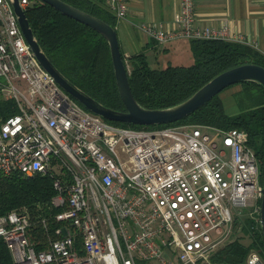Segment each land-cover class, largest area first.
<instances>
[{"label": "built area", "instance_id": "2783aa9c", "mask_svg": "<svg viewBox=\"0 0 264 264\" xmlns=\"http://www.w3.org/2000/svg\"><path fill=\"white\" fill-rule=\"evenodd\" d=\"M33 1L19 4L25 10ZM107 3L125 18L126 0ZM175 23L141 27L158 42L227 39L226 27L194 24L193 0H179ZM0 77V95L16 108L0 122V173L48 175L55 190L50 223L42 207L0 215L14 264H228L213 255L236 222L248 217L260 230L262 176L245 130L130 127L91 112L38 62L9 0H0ZM35 222L44 233L40 249L28 236ZM243 264L264 259L251 247Z\"/></svg>", "mask_w": 264, "mask_h": 264}, {"label": "trees", "instance_id": "16d2710c", "mask_svg": "<svg viewBox=\"0 0 264 264\" xmlns=\"http://www.w3.org/2000/svg\"><path fill=\"white\" fill-rule=\"evenodd\" d=\"M90 12L115 27L114 16L105 7L104 0H64ZM28 19L39 44L54 65L72 82L101 103L123 110L115 82L113 66L106 39L88 25L70 17L51 5L34 0L25 8ZM189 47L193 61L188 64L167 63L152 67L143 51L125 57L127 78L134 97L146 107H163L186 98L218 72L231 66L254 62L264 66V56L251 45L224 38H191ZM244 89H255L261 98L235 114L224 111L218 94L184 118L171 123H193L219 128L237 127L247 133V144L254 150L260 165L261 176L264 163V89L255 81L242 82ZM16 112L11 99L0 95V122ZM113 123L141 127L125 121ZM165 124L146 125L147 127ZM55 193L52 178L35 173H0V215L12 209L26 208L39 213L42 207L48 223L52 222L53 209L50 199ZM248 217L236 222L242 236L224 242L213 255L214 260L228 264H243L251 247H256L264 258V240L261 231L251 227ZM43 229L35 222L29 231V239L36 249L45 245ZM0 264H14L12 255L0 237Z\"/></svg>", "mask_w": 264, "mask_h": 264}, {"label": "crops", "instance_id": "0c3cea01", "mask_svg": "<svg viewBox=\"0 0 264 264\" xmlns=\"http://www.w3.org/2000/svg\"><path fill=\"white\" fill-rule=\"evenodd\" d=\"M193 1L194 24L198 28L226 27L227 39L247 43L264 56V0ZM126 3L125 18L119 19L104 0L105 7L114 16L120 51L125 57L143 51L152 67L177 63L174 61L184 55L190 57L189 39L158 42L141 27L145 23H156L163 29L174 27L179 0H126ZM241 94L245 98L238 100ZM218 95L227 114L240 112L261 98L259 91L244 89L242 83L231 84Z\"/></svg>", "mask_w": 264, "mask_h": 264}, {"label": "water", "instance_id": "95a60500", "mask_svg": "<svg viewBox=\"0 0 264 264\" xmlns=\"http://www.w3.org/2000/svg\"><path fill=\"white\" fill-rule=\"evenodd\" d=\"M41 1L51 5L61 13L88 25L106 39L116 86L124 105L123 110L114 109L101 103L66 77L49 59L39 44L25 15V10L19 4V0H9L22 34L42 67L59 86L77 99L85 108L105 119L140 125L171 123L184 118L231 84L255 81L264 89V66L254 62H244L218 72L179 102L163 107H146L134 97L131 91L115 27L102 18L64 0ZM258 223L264 240V163L258 206Z\"/></svg>", "mask_w": 264, "mask_h": 264}, {"label": "rangeland", "instance_id": "374dc122", "mask_svg": "<svg viewBox=\"0 0 264 264\" xmlns=\"http://www.w3.org/2000/svg\"><path fill=\"white\" fill-rule=\"evenodd\" d=\"M159 61H161V60L159 59ZM192 61H193V56L191 55V52H190V57H187L186 55H184L180 59L174 61V62H177V63H174V64H187V63H190ZM1 80H2V78L0 77V81ZM241 97L245 98V94H241L240 96H237V99L239 100V98H241ZM251 99L255 100V96H252ZM145 126L146 125L141 126V127H145ZM202 130L203 131H207L211 137L214 136L216 134V132H217L216 129L213 128V127H203ZM217 140H218V142H220L221 141V137L218 136ZM247 210H248V206H242L240 208V214L239 215L240 216L243 215ZM241 233L242 232L240 231V229L236 228L235 230L231 231V233L229 234V238L236 237V236H242V235H239ZM241 239L244 240L245 242H249V238L246 237V236H242Z\"/></svg>", "mask_w": 264, "mask_h": 264}]
</instances>
